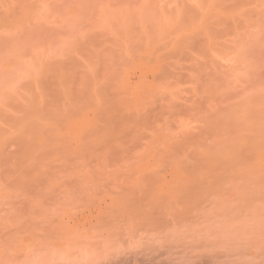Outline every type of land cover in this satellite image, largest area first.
I'll use <instances>...</instances> for the list:
<instances>
[{"label":"rangeland","instance_id":"obj_1","mask_svg":"<svg viewBox=\"0 0 264 264\" xmlns=\"http://www.w3.org/2000/svg\"><path fill=\"white\" fill-rule=\"evenodd\" d=\"M0 264H264V0H0Z\"/></svg>","mask_w":264,"mask_h":264}]
</instances>
